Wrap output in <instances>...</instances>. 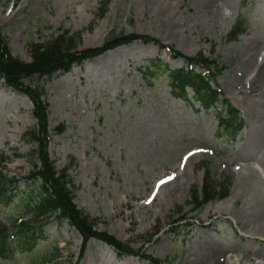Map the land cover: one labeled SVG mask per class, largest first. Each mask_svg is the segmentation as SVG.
Wrapping results in <instances>:
<instances>
[{
  "label": "rangeland",
  "instance_id": "obj_1",
  "mask_svg": "<svg viewBox=\"0 0 264 264\" xmlns=\"http://www.w3.org/2000/svg\"><path fill=\"white\" fill-rule=\"evenodd\" d=\"M243 1L110 0L99 17L101 0H0V34L22 62L30 61L28 45L61 32L79 34L78 52L132 34L164 47L135 42L50 81H26L44 85L48 155L58 171L69 166L73 203L97 219L98 232L162 264H264V243L248 238L254 224L232 199L242 175L256 177L253 190L264 194V0ZM239 19L246 31L227 40ZM165 47L223 67L212 84L224 103L216 113L171 96L164 66L186 63ZM225 104L243 125L233 139L217 129ZM31 130L32 104L0 81V173L18 181L17 196L0 203V225L13 247L0 264H41L56 251L48 264H75L81 238L65 221L42 226L26 248L12 234L32 169L35 146L23 138ZM205 173L217 184L229 182L227 195L194 211L191 192L201 196ZM155 227L160 231L148 241ZM78 264L148 263L90 240Z\"/></svg>",
  "mask_w": 264,
  "mask_h": 264
},
{
  "label": "trees",
  "instance_id": "obj_2",
  "mask_svg": "<svg viewBox=\"0 0 264 264\" xmlns=\"http://www.w3.org/2000/svg\"><path fill=\"white\" fill-rule=\"evenodd\" d=\"M110 0H101L98 16L101 17ZM246 0H244V3ZM246 31V25L238 20L235 27L227 35V40L235 41L236 38ZM79 34L69 35L61 32L47 42L28 45L30 56L29 62H22L13 57L7 48L5 38L0 34V80L11 90L28 98L32 104V115L36 123V130L26 132L24 141L35 146L30 153L32 169L25 176L24 194L18 200L17 206L20 208L19 217L14 221L12 229L14 236L18 239L17 246L26 248L30 240L35 237V232L52 220L67 222L81 237L82 243L79 250V257L75 264H78L83 257L86 244L89 240L95 239L111 246L118 255L139 256L149 264H162L159 260L150 256L136 253L117 241L105 232L96 230L97 219H92L73 203V192L75 185L68 174V167L58 171L54 162L48 155L49 129L47 123L48 105L44 102V85H30L26 83L28 79L44 78L50 81L68 73L73 66H79L84 61L93 59L113 50L119 46L127 45L135 41L144 44H153L162 48L163 46L155 39L142 35H127L112 38L106 41L101 47L81 51H76L79 42ZM168 48V47H167ZM171 51L170 48H168ZM173 58H183L187 62L186 69L166 70L169 80L171 94L176 99L186 102V90L193 93L194 101L198 102L204 111L212 110L216 113V105L221 103V94L214 90L211 83L218 75L222 66L216 61H209L201 54L197 58H187L176 51H171ZM194 65L205 69L207 74L194 71ZM148 71L150 68L147 69ZM223 113L218 114L217 124L223 135L234 138L242 128V123L236 118V112L228 107ZM220 113V112H218ZM64 126L60 125L56 133L61 134ZM73 162V161H72ZM70 164H72L70 162ZM14 178L8 179L0 173V203L17 196ZM229 182L217 184L210 179V175L205 173L202 194L199 197L196 192H191L192 209L200 210L207 203L214 199H222L227 195ZM21 193V194H23ZM180 216L177 223L184 220ZM160 231L159 227L148 234V241L155 237ZM8 229L0 225V259L9 258L12 255L13 247L8 239ZM13 237V235H11ZM58 257V251L51 258L42 259L41 264H48Z\"/></svg>",
  "mask_w": 264,
  "mask_h": 264
},
{
  "label": "bare ground",
  "instance_id": "obj_3",
  "mask_svg": "<svg viewBox=\"0 0 264 264\" xmlns=\"http://www.w3.org/2000/svg\"><path fill=\"white\" fill-rule=\"evenodd\" d=\"M261 71L264 72V65L261 67ZM254 172L256 171L254 170ZM253 177L252 174L238 177L233 187L232 199L234 203L241 201L239 212L248 217L251 220V224H254L249 233L251 237L248 236V238H258L264 243V194L253 190L252 186L256 181V177ZM212 264L219 263L215 261Z\"/></svg>",
  "mask_w": 264,
  "mask_h": 264
},
{
  "label": "snow or ice",
  "instance_id": "obj_4",
  "mask_svg": "<svg viewBox=\"0 0 264 264\" xmlns=\"http://www.w3.org/2000/svg\"><path fill=\"white\" fill-rule=\"evenodd\" d=\"M168 181L167 180H164V181H161V184H163V183H167Z\"/></svg>",
  "mask_w": 264,
  "mask_h": 264
}]
</instances>
